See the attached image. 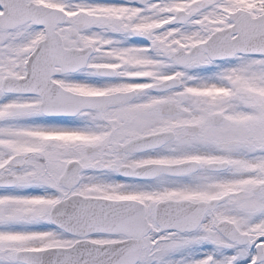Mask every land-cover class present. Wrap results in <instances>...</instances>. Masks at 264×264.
<instances>
[{
    "label": "snow or ice",
    "instance_id": "obj_1",
    "mask_svg": "<svg viewBox=\"0 0 264 264\" xmlns=\"http://www.w3.org/2000/svg\"><path fill=\"white\" fill-rule=\"evenodd\" d=\"M0 264H264V0H0Z\"/></svg>",
    "mask_w": 264,
    "mask_h": 264
}]
</instances>
